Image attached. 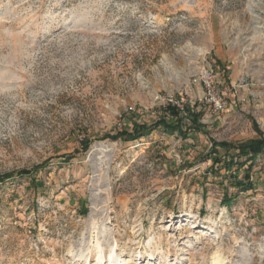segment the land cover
Wrapping results in <instances>:
<instances>
[{"label": "rangeland", "instance_id": "obj_1", "mask_svg": "<svg viewBox=\"0 0 264 264\" xmlns=\"http://www.w3.org/2000/svg\"><path fill=\"white\" fill-rule=\"evenodd\" d=\"M170 101L201 115L185 138L109 139L175 124ZM257 140L264 0H0V264H84L97 239L123 264H264Z\"/></svg>", "mask_w": 264, "mask_h": 264}, {"label": "trees", "instance_id": "obj_2", "mask_svg": "<svg viewBox=\"0 0 264 264\" xmlns=\"http://www.w3.org/2000/svg\"><path fill=\"white\" fill-rule=\"evenodd\" d=\"M164 111L170 118L175 119L176 121L175 124H168L167 122H165V120H160L159 122L155 123L153 126L134 124L131 132L123 130L115 134L114 136H110L109 139H112V140L120 139L126 142L127 141H137V140L147 137L153 129H156L158 127L170 133L177 131L179 132V135L181 136V138H185V135L181 134V132L179 131L180 124L184 119L183 114H185L186 117H189L190 120H192L194 124H196L201 117L200 114H192L190 111H188V109L186 110L185 107H183V110L181 111L177 109L176 107L168 105L167 107L164 108ZM184 111H187V112H184ZM81 145H82L81 149L84 152H86L89 148L88 142H83ZM263 148H264V140H257V141H252V142L242 144L238 146L239 158L246 157V160L250 161L251 163L263 153ZM227 165H228L227 167L230 168L232 165L241 166L242 164H240L238 160L234 162L233 159H229ZM29 175H30L29 171L20 172V176L22 177H27ZM10 178H11L10 174L0 176V183ZM238 185H240L242 189H244L243 184H238ZM223 201L225 202L224 204L225 206L230 205V200L228 198H225Z\"/></svg>", "mask_w": 264, "mask_h": 264}, {"label": "bare ground", "instance_id": "obj_3", "mask_svg": "<svg viewBox=\"0 0 264 264\" xmlns=\"http://www.w3.org/2000/svg\"><path fill=\"white\" fill-rule=\"evenodd\" d=\"M17 78V77H16ZM3 87V86H2ZM89 220H92V214L89 215ZM95 228V223H92V229ZM136 232H139L141 229V224L136 225ZM149 247L151 245V241L147 244ZM117 245H112L109 249L102 246L99 239H97L95 244L94 256L91 255V251L88 248H82L79 251H75L70 249L69 252L72 254L73 258L78 261H82L84 264H91L92 258H94V264H123L120 256L117 254ZM154 251H151L149 254L150 257L154 256ZM163 264H166L164 262ZM212 264H223V260L219 253H216L212 258Z\"/></svg>", "mask_w": 264, "mask_h": 264}, {"label": "built area", "instance_id": "obj_4", "mask_svg": "<svg viewBox=\"0 0 264 264\" xmlns=\"http://www.w3.org/2000/svg\"><path fill=\"white\" fill-rule=\"evenodd\" d=\"M211 77H212V71H209L206 77L207 79L210 80L209 85L212 84ZM209 102L213 106L214 111H221L224 108V104L221 103V101L218 98H216L214 95H209ZM168 105L176 107L177 109L181 111L183 110V107H184V106H181L178 102H173V101H170V104Z\"/></svg>", "mask_w": 264, "mask_h": 264}]
</instances>
